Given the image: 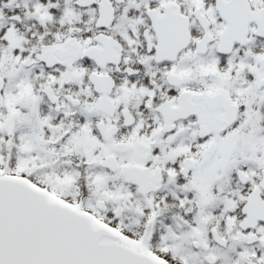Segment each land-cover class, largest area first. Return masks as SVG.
I'll return each mask as SVG.
<instances>
[{"label": "snow or ice", "instance_id": "obj_1", "mask_svg": "<svg viewBox=\"0 0 264 264\" xmlns=\"http://www.w3.org/2000/svg\"><path fill=\"white\" fill-rule=\"evenodd\" d=\"M0 264H264V0H0Z\"/></svg>", "mask_w": 264, "mask_h": 264}]
</instances>
